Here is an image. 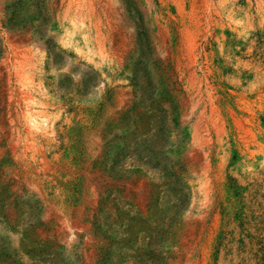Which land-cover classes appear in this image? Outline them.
<instances>
[{"label": "rangeland", "instance_id": "374dc122", "mask_svg": "<svg viewBox=\"0 0 264 264\" xmlns=\"http://www.w3.org/2000/svg\"><path fill=\"white\" fill-rule=\"evenodd\" d=\"M182 1L197 20L174 0H113L104 69L49 0L0 3V264H264V0ZM26 34L44 67L35 100L84 108L28 109L1 66L4 36ZM75 111L92 131L107 113L89 164L75 143L69 173L53 151L51 168L23 153L19 123L56 133Z\"/></svg>", "mask_w": 264, "mask_h": 264}, {"label": "bare ground", "instance_id": "6f19581e", "mask_svg": "<svg viewBox=\"0 0 264 264\" xmlns=\"http://www.w3.org/2000/svg\"><path fill=\"white\" fill-rule=\"evenodd\" d=\"M4 1L5 0H0V3H3ZM49 1H50L49 4H50L51 11L56 12L55 16H57V18L59 20L62 19L63 27L65 28V31H66V35L64 37H66L70 33V31L73 30V27H78L79 29H81L82 32L84 33V35L85 34L87 35L86 40H87L88 47L90 48V51L96 52V54H97L96 56L99 58L100 64L102 65V68L104 69L105 68L104 63H105V61L108 57V54L110 52V47L112 45H114L113 41H115L114 38L111 37L112 35H114L113 34L114 33L113 32L114 27L111 23V19H109V17H108L109 11L111 9H113L114 12L116 13V5L113 4V0H49ZM174 1L177 2L178 6H179V12L183 18L187 19L188 17H191V19L194 20L196 18V20H197L196 10L193 11V9H192L193 12L189 13V12H187L186 5L182 0H174ZM148 3L150 4V0H148ZM119 15H121V14H119ZM118 25H119V23H118ZM156 25H157V23L153 22V26H156ZM150 26H152V25H150ZM115 28L117 29L118 33L120 34V35H118V37L121 38V41L119 43L120 46L116 45V47L118 48V47L126 46L128 41H127V38H125V36L122 33L123 29L121 30L120 28L119 29L117 27H115ZM158 29L160 30V29H162V27L158 28ZM163 29H165V28H163ZM167 32H168V30H167ZM186 34H187V40H188L187 41L188 44L186 45L187 46L186 49L188 50V53L190 54L189 56L191 58V55L193 57V54L196 53L194 51L197 48L196 47V38H197L196 36L198 35V33H197V35H195L196 33H194V30L188 29ZM73 35H75V34L73 33ZM4 37H6L5 39L8 42L9 47H7L5 49V56H4V59L1 63V66L5 67L4 70H5L6 74L10 73V75H11V70H9L10 69L9 64L12 63L13 65L14 64L16 65L17 70H15L14 72L17 71L19 79H21L19 86H18V93L28 103L27 104L28 109L32 110L34 104H39L42 108L40 110L39 114L41 116L47 117L48 120L51 121V119H50L51 112L49 111V109H51V108H59V109L65 108V111H67V110L69 111L72 108L78 107V106H76V104L80 105L82 108H84V105H82L81 102H76L75 105L74 104L67 105L68 106L67 107L66 104L68 102H66L65 99H63L62 97H60V101H58V102L53 101V100H46V99H41L39 101H37V99L35 100V92L40 91V93H42L41 92L42 91L41 90V78H40L39 83L36 82V79H37V77H39L38 73H41V74L43 73L44 67H43V65L38 63V60H37L35 53H34V47H31L32 45L30 44V42H31L30 35L26 34V35H24V37L18 36V35L17 36L8 35V38H7V36H4ZM127 37H129V36H127ZM133 40H134V38H133ZM132 43H134V42H132ZM113 47H112V49H113ZM90 51L88 50V52H90ZM190 69H192V68H190ZM6 77L8 78L9 76H6ZM78 81H79V79H78ZM193 82H194V80H193ZM16 83L17 82H15V84ZM6 88H7V85H6ZM6 88H5V91L8 92L9 88H7V89ZM12 90H14V89H12ZM100 90H101L100 91L101 92L100 99L102 102H104L105 96H106L105 95L106 94V88L104 86H102ZM43 93H44V91H43ZM72 97H74L72 99L73 101L79 100V99L75 98V96H73V95H72ZM22 106H23V104H22ZM30 106H32V108ZM81 107H79V108L81 109ZM13 108L10 106V103L7 104V113L6 114H7L8 120L11 119V122H14L15 115L17 114V110L13 109ZM24 114L25 113L23 112L22 115L24 116ZM106 120H107V113L105 112L103 114V116L100 117V119H99L98 128H97L98 130L92 131V130L84 127V126H86L85 123H83V121H80L78 111H75V112L70 113L69 115H67L64 118L63 121L65 123V126H64V123L61 122V130L56 132V133H55L54 129H51V127H49V126L44 127L35 121L33 122V124H34L33 128L29 127V125H27V123H25V122H23L22 124L19 123L17 125V132L16 131L15 132L18 133L19 137H21L22 134L25 133V136L27 138L26 142L29 143V144H27L25 142V144L27 145V147L25 146L27 148V150L22 148L23 153L25 155H27L29 152H32V150H33V153H32L33 155H31V156L37 155V157L40 158V160H42L44 165L49 167V168L52 167V165L49 162L54 161V158H58V160H61L62 163L64 164V165H62L63 171L66 173H69V171L72 168L69 169L68 160H69V157L73 156V151L71 150L70 145L75 143L76 146H79V148H81L83 150L82 151L83 155H84L83 158L85 159L86 164H89L90 161L92 160L93 156L95 155V153L99 150V145H100V141H101V137H102L101 136V130H102V127L105 125ZM11 126H13V125H11ZM60 138H64V141H61ZM14 147H18V144H16ZM62 147H67L69 149V151L68 152L63 151L60 154L57 153L56 151L62 150ZM10 148H12V147H10ZM51 151L54 152L53 153L54 158L51 157L52 156L50 153ZM35 158H36V156H35ZM73 170L74 169H72V172H73ZM88 184L89 183H87V185ZM92 190H94V188H92Z\"/></svg>", "mask_w": 264, "mask_h": 264}]
</instances>
